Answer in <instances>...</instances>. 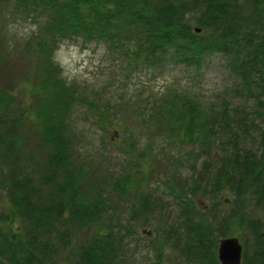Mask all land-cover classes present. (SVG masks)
<instances>
[{"label":"trees","instance_id":"trees-1","mask_svg":"<svg viewBox=\"0 0 264 264\" xmlns=\"http://www.w3.org/2000/svg\"><path fill=\"white\" fill-rule=\"evenodd\" d=\"M10 1L31 0H0ZM42 1L52 15L46 27L51 40L109 42L135 67L157 69L164 62H176L201 68L213 55L226 57L239 79L238 90L254 100L264 122V0ZM45 50L42 44L38 52ZM38 52L36 62L43 55ZM0 62V190L9 206L0 213V264H117L119 240L108 225L113 206L108 203L107 209L105 202L116 195L107 191L97 167L79 162L68 136L66 120L81 98L57 80L56 67L55 72L42 73L29 63L33 72L27 67L18 76L8 70L7 60ZM23 76L26 84H33L28 104L22 90L16 95ZM158 111L154 134L199 144L208 157L192 187H179L186 197L184 190L192 194L183 201L180 225L164 229V236L189 263L220 264L219 241L238 234L243 240L242 264H264V124L254 152L243 147L245 129L229 130L219 141V134L229 128L227 121H232L226 110L207 112L180 94L163 100ZM97 114L99 121L108 116L98 109ZM214 143L223 151L212 164L208 154ZM126 183L113 187L125 192ZM225 189L234 199L222 212L215 199ZM199 191L214 199L207 213L193 200ZM128 195L138 200L135 209L151 213L148 197L132 190ZM64 250L67 254L61 258Z\"/></svg>","mask_w":264,"mask_h":264},{"label":"rangeland","instance_id":"rangeland-1","mask_svg":"<svg viewBox=\"0 0 264 264\" xmlns=\"http://www.w3.org/2000/svg\"><path fill=\"white\" fill-rule=\"evenodd\" d=\"M43 2H0V61L7 60L8 70L16 71L18 76L27 67L33 72L29 63L40 67L42 73L55 72L56 67L60 74L57 80L67 88L71 86L81 98L66 120L68 136L79 162L97 167L107 191L116 195L113 201L105 202L107 209L108 203L113 206L108 225L119 240L117 264H191L163 231L180 225L183 201L192 193L184 190L186 197L179 187H192V180L208 157L199 144L168 141L154 134L158 107L170 95L184 94L207 112L218 114L226 110L232 121H227L229 128L219 134V141L228 137L229 130L245 129L243 147L256 152L258 129L264 122L254 100L238 90L233 63L219 54L207 58L201 68L164 62L160 68L152 69L145 64L133 66L109 42H85L80 37L51 40L47 25L52 15L44 10ZM42 44L46 50L38 52ZM36 52L43 53L40 62H36ZM24 78L18 79L16 95L22 90L23 101L28 104L33 84H26ZM93 103L97 106L93 107ZM97 109L107 111L103 121H99ZM222 151L220 143L209 148L212 164ZM115 183H126L128 187L117 193ZM128 190L149 198L150 214L135 209L139 202L129 197ZM202 194L199 191L193 200L207 213L214 199ZM217 199L218 211L226 212L234 194L225 189ZM8 209L6 196L0 190V213ZM261 215L264 218V212ZM10 227L14 229L15 224ZM235 235L243 246L241 236ZM60 254L63 258L67 252Z\"/></svg>","mask_w":264,"mask_h":264},{"label":"water","instance_id":"water-1","mask_svg":"<svg viewBox=\"0 0 264 264\" xmlns=\"http://www.w3.org/2000/svg\"><path fill=\"white\" fill-rule=\"evenodd\" d=\"M196 33L200 29L195 30ZM217 259L220 264H242V245L236 237L221 239L217 248Z\"/></svg>","mask_w":264,"mask_h":264}]
</instances>
